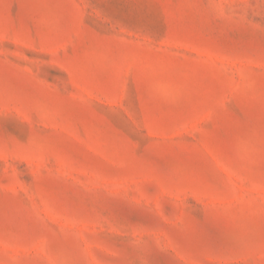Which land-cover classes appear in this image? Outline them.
<instances>
[{"label": "rangeland", "instance_id": "374dc122", "mask_svg": "<svg viewBox=\"0 0 264 264\" xmlns=\"http://www.w3.org/2000/svg\"><path fill=\"white\" fill-rule=\"evenodd\" d=\"M0 264H264V0H0Z\"/></svg>", "mask_w": 264, "mask_h": 264}]
</instances>
